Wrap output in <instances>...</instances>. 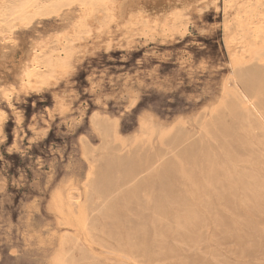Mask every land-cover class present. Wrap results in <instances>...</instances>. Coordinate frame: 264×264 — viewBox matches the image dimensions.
<instances>
[{
    "label": "rangeland",
    "instance_id": "obj_1",
    "mask_svg": "<svg viewBox=\"0 0 264 264\" xmlns=\"http://www.w3.org/2000/svg\"><path fill=\"white\" fill-rule=\"evenodd\" d=\"M212 2L125 0L101 30L93 12L73 60L39 87L20 65L82 12L0 41V264H264V88L246 78L258 17L243 0ZM164 5L186 33L145 38L127 22ZM233 22L247 23L244 38L225 37Z\"/></svg>",
    "mask_w": 264,
    "mask_h": 264
},
{
    "label": "bare ground",
    "instance_id": "obj_2",
    "mask_svg": "<svg viewBox=\"0 0 264 264\" xmlns=\"http://www.w3.org/2000/svg\"><path fill=\"white\" fill-rule=\"evenodd\" d=\"M125 0H0V41H6L10 39V35L12 34L11 29L16 27L17 25L21 26H29L33 20L40 19V18H49L52 16H57L60 12H62L64 9H77V11L80 10L82 12V18L79 21L77 19V23L73 24L71 29L60 32L58 35L52 36V38L47 39L46 41H43L42 43H37L36 45L32 46L33 49L28 52L26 58L24 59V64L20 65L21 69L19 67L20 71V80L27 86H31L33 80L34 85L36 87L47 85L50 80L55 79L56 76L60 74V72H64L70 61L73 59V53L75 51V41H79L80 37L79 35L83 34L88 36L91 32V29L84 26V20L86 17H88L91 13L100 11L104 14V19L101 23H99V26L96 28V30H101L102 28L107 27L106 23L107 21H116L117 20V10L119 7V4L122 3ZM216 0H213L215 3ZM212 2V3H213ZM229 2H236L239 3L241 0H229ZM245 6V11L247 14L244 15L246 17H258V25L254 28L252 31L253 34L256 35V39L260 40L263 45V47H259V50H257V57L256 63L257 67L254 68L251 71H248L246 78L251 82V84L258 88H264V0H256L246 2L243 0L242 4ZM161 4V3H160ZM175 3H173L174 5ZM193 4V3H192ZM230 4V3H229ZM228 4V5H229ZM132 5V4H131ZM173 5H164L160 6L162 8L157 9L155 8V11L149 12L148 9H143L146 11H137L129 15L127 18V22H130L132 24H141L140 29V36L147 37V38H154L153 36L155 34H158V36L163 37H169L173 38L174 35L178 36V34L181 36L187 31V22H184L183 20L179 19L177 16L179 12H177L174 9ZM176 5V4H175ZM241 5V4H240ZM156 6V5H155ZM179 6V5H178ZM230 6V5H229ZM228 6V7H229ZM232 6V5H231ZM233 7V6H232ZM153 8V7H152ZM217 8V7H216ZM167 9H169L167 11ZM242 9V8H238ZM237 9V11H238ZM153 10V9H152ZM224 11V10H223ZM236 11V10H235ZM236 11V12H237ZM76 13V12H75ZM78 13V12H77ZM238 13V12H237ZM262 13V14H261ZM240 14V13H239ZM261 14V15H260ZM61 15V14H60ZM78 15V14H76ZM242 16V15H241ZM240 16V18H241ZM244 16H242L244 18ZM101 17V16H100ZM102 18V17H101ZM55 19V18H54ZM99 19V18H98ZM237 20V19H236ZM255 20V19H254ZM37 21V20H36ZM242 21V19L240 20ZM253 21V20H252ZM76 22V21H75ZM98 22V21H97ZM116 23V22H115ZM225 23V22H224ZM256 23V22H255ZM131 25V24H130ZM246 22H238V23H230L226 26V32L227 35L225 37L229 38H235V41L237 40L236 37L244 38L247 34V27L248 25ZM250 25V24H249ZM88 26V25H87ZM133 26V25H132ZM136 26V25H135ZM8 29V30H7ZM110 29V28H109ZM108 30V29H107ZM78 35H77V34ZM51 37V36H50ZM81 37V38H82ZM89 37V36H88ZM175 37V36H174ZM255 37V36H254ZM133 38V37H132ZM250 37L249 39H251ZM12 39V38H11ZM248 39V38H247ZM248 39V40H249ZM172 40V39H171ZM230 40V39H229ZM10 41V40H9ZM13 41V40H12ZM234 41V39H233ZM241 41V39H240ZM244 41V39H243ZM250 41V40H249ZM252 41V40H251ZM239 42V41H238ZM240 43V42H239ZM242 43V42H241ZM12 44V43H11ZM226 44V43H225ZM253 44V43H252ZM259 44V43H258ZM244 45V44H243ZM242 45V46H243ZM5 46V45H4ZM241 45H239L240 47ZM246 46V45H245ZM1 47L3 45L1 44ZM77 47V46H76ZM250 47V46H249ZM253 48V47H252ZM1 49V48H0ZM4 49V47H3ZM241 49V48H240ZM243 49V47H242ZM79 50V49H78ZM2 50H0L1 53ZM6 51V50H5ZM240 51V50H239ZM236 52V51H235ZM242 52V51H241ZM240 52V54H241ZM3 54V52H2ZM243 54V53H242ZM1 55V54H0ZM75 55V54H74ZM243 55H246L245 53ZM2 56V55H1ZM231 56H234L232 54ZM239 56V55H238ZM247 57V56H246ZM243 58V57H242ZM241 58V59H242ZM254 58V57H253ZM9 59V58H8ZM5 61V59H3ZM240 60V59H239ZM243 60V59H242ZM1 61V60H0ZM244 61V60H243ZM251 61V60H250ZM254 61V60H253ZM233 62V61H232ZM247 62V61H246ZM23 63V62H22ZM244 63V62H243ZM1 64V63H0ZM4 64V63H3ZM21 64V63H20ZM234 64V62H233ZM221 65V64H220ZM236 66V65H235ZM247 66V65H246ZM238 67V66H237ZM235 69V68H234ZM237 69V68H236ZM4 70V69H3ZM241 70V69H240ZM239 70V71H240ZM245 70V68H244ZM247 71V70H246ZM245 71V72H246ZM59 73V74H58ZM244 75V74H243ZM244 77V76H243ZM236 78H242L241 73H236ZM245 78V77H244ZM57 79V78H56ZM1 80V79H0ZM244 81V80H243ZM21 82V83H22ZM20 83V82H19ZM250 85V84H249ZM12 88V87H11ZM249 88V87H248ZM251 88V87H250ZM255 89V88H254ZM247 90V89H246ZM251 90V89H248ZM263 90V89H262ZM261 90V91H262ZM245 91V89H244ZM249 92V91H248ZM257 92V91H254ZM236 93V92H235ZM247 93V92H245ZM253 94V92H251ZM258 93V92H257ZM264 93V92H262ZM261 93V94H262ZM260 94V95H261ZM250 95V94H248ZM247 95V96H248ZM7 96V94H6ZM235 96V95H234ZM237 96V95H236ZM246 96V97H247ZM259 96V93L256 95ZM229 97V96H228ZM253 100V97L248 96ZM10 98V97H9ZM235 98V97H234ZM240 99V97H239ZM237 100V99H236ZM256 100V99H254ZM258 100V99H257ZM256 100V101H257ZM238 101V100H237ZM242 101V100H240ZM8 102V101H7ZM255 102V101H254ZM260 102V101H259ZM256 104V103H255ZM264 104V103H262ZM232 105V104H231ZM259 106V105H258ZM226 107V106H225ZM231 107V106H230ZM234 107V106H233ZM260 107V106H259ZM262 108V107H260ZM219 109V108H217ZM222 109V108H220ZM219 109V111H220ZM230 109V108H229ZM247 110V109H246ZM218 111V110H216ZM233 111V110H231ZM244 111V110H243ZM214 113V112H213ZM215 115V113H214ZM212 115V117L214 116ZM95 119V118H94ZM213 119V118H212ZM218 119V118H217ZM90 121V119H89ZM95 121V120H94ZM213 121V120H212ZM98 123V121H96ZM218 122V121H217ZM95 123V122H94ZM93 123V124H94ZM117 123V122H116ZM103 124V123H102ZM141 124V123H140ZM144 125V124H143ZM222 125V124H221ZM224 125V124H223ZM140 126V125H139ZM199 126V125H198ZM201 126V125H200ZM207 126V125H206ZM104 127V125H103ZM203 127V126H202ZM208 127V126H207ZM220 127V126H218ZM101 128V126H100ZM141 128V127H140ZM96 129V127H95ZM99 130V129H98ZM202 130V129H201ZM209 130V129H208ZM139 131V130H138ZM141 131V130H140ZM205 131V130H203ZM217 131V130H216ZM215 131V132H216ZM111 132V130H110ZM161 132V131H160ZM208 133L207 131H205ZM99 133V131H98ZM103 133V132H102ZM211 133V132H210ZM105 134V133H104ZM162 134V133H161ZM216 134V133H215ZM218 134V133H217ZM220 134V133H219ZM104 136V135H103ZM109 136V134H108ZM111 136V135H110ZM116 137V136H115ZM121 137V136H120ZM170 137V136H169ZM108 138V137H107ZM112 140L114 138H111ZM116 139V138H115ZM114 139V140H115ZM177 139V137H176ZM183 139V138H182ZM120 140V138H119ZM123 140V139H122ZM166 140V139H165ZM164 140V141H165ZM105 141V140H104ZM161 141V140H160ZM115 142V141H113ZM112 142V143H113ZM163 142V141H162ZM150 144V143H149ZM148 145V144H147ZM164 145V144H163ZM191 145V144H189ZM161 146V145H160ZM220 146V145H219ZM106 147V146H105ZM188 148V147H187ZM197 148V147H196ZM253 149V148H252ZM113 151V148L111 149ZM115 150V149H114ZM199 150V149H198ZM234 150V149H233ZM236 150V149H235ZM92 151V150H91ZM208 151V150H207ZM93 152V151H92ZM118 152V151H117ZM152 152V150H151ZM160 152V151H159ZM172 152V151H171ZM248 152V151H247ZM190 153V152H188ZM91 155V154H90ZM187 155V154H186ZM201 155V154H200ZM112 157V155H111ZM205 157V156H204ZM248 157V156H247ZM256 157V156H255ZM109 158V157H108ZM147 158V157H146ZM88 159V158H87ZM100 159V158H99ZM176 159V158H175ZM210 159V158H209ZM113 160V159H112ZM117 160V159H116ZM157 160V159H156ZM100 161V160H99ZM256 161V160H255ZM96 162V161H95ZM179 162V161H177ZM212 162V161H211ZM253 162V161H252ZM110 163V162H109ZM116 163V162H115ZM156 163V162H155ZM180 163V162H179ZM178 163V164H179ZM209 163V162H208ZM93 164V163H92ZM118 164V163H117ZM213 164V163H212ZM107 165V164H106ZM128 165V164H127ZM148 165V164H147ZM151 165V164H150ZM148 165V166H150ZM185 165V164H184ZM115 166V165H113ZM120 166V165H119ZM130 166V165H129ZM134 168V165H132ZM153 166V165H151ZM155 166V165H154ZM177 166V165H176ZM182 166V165H181ZM180 166V168H182ZM209 166V165H208ZM98 167V166H97ZM112 167V166H111ZM157 168V166H156ZM179 168V169H180ZM211 168V167H210ZM214 168V167H213ZM94 169V168H93ZM150 169V168H149ZM152 169V168H151ZM217 169V168H216ZM97 170V169H96ZM109 170V169H108ZM137 170V169H136ZM154 170V169H153ZM211 170V169H210ZM215 170V169H214ZM115 171V170H114ZM209 171V170H208ZM101 172V171H100ZM216 172V171H215ZM93 173V172H92ZM99 173V172H98ZM213 173V172H212ZM105 174V173H104ZM136 174V172H134ZM99 174H97L98 176ZM140 175V174H138ZM137 175V176H138ZM106 176V175H105ZM135 176V178L137 177ZM89 177V176H88ZM96 177V176H93ZM133 178V175H131ZM130 177V178H131ZM139 177V176H138ZM137 177V178H138ZM147 177V176H146ZM91 178V176H90ZM97 178V177H96ZM109 178V177H108ZM134 178L133 181H137ZM209 178V177H207ZM106 179V177H105ZM97 180V179H96ZM139 180V179H138ZM210 180V179H209ZM91 181V180H89ZM95 181V180H94ZM93 181V182H94ZM131 181V180H130ZM144 181V180H143ZM106 182V181H105ZM129 182V180H128ZM141 182V181H138ZM90 183V182H89ZM127 183V181H126ZM125 183V184H126ZM87 184V183H86ZM110 184V183H109ZM139 183V187H141ZM92 185V184H91ZM108 185V184H107ZM86 186V185H85ZM124 186V184H123ZM107 187V186H106ZM112 187V186H111ZM110 187V188H111ZM115 187V186H114ZM126 187V186H124ZM85 188V187H84ZM88 188V187H87ZM100 188V187H98ZM113 188V187H112ZM119 188V187H118ZM121 188V187H120ZM141 189V188H139ZM115 190V189H113ZM123 190V189H121ZM129 191V190H128ZM87 192V191H86ZM113 192V191H112ZM122 192V191H121ZM120 193V192H119ZM89 194V193H88ZM97 194V193H94ZM115 193H111V195H114ZM117 194V193H116ZM122 194V193H121ZM70 195V194H69ZM86 195V194H85ZM138 197V195H136ZM134 196V197H136ZM72 197V196H71ZM89 197V195H88ZM98 197V196H97ZM109 197V196H108ZM136 197V198H137ZM90 198V197H89ZM78 199V198H77ZM70 201V200H68ZM78 201V200H77ZM88 201V199H87ZM91 201V200H90ZM92 203V202H90ZM89 203V204H90ZM76 204V203H75ZM74 204V205H75ZM85 204V203H84ZM105 204V203H104ZM72 206V204H71ZM76 208V207H75ZM95 209V208H94ZM100 209V208H99ZM75 210V209H74ZM92 211V210H91ZM76 212V211H74ZM101 212V211H100ZM87 213V211H86ZM89 213V212H88ZM98 213V212H97ZM78 214V212H77ZM100 214V213H99ZM91 217V216H90ZM87 219V218H86ZM91 219V218H90ZM75 220V219H74ZM85 221V220H84ZM87 221V220H86ZM89 221V218H88ZM91 221V220H90ZM79 222V221H78ZM82 222V220H81ZM77 223V222H76ZM85 223V222H83ZM86 226V224H84ZM100 225V224H99ZM89 226V224L87 225ZM127 231V230H126ZM137 231V230H136ZM129 237V236H128ZM92 239V238H91ZM66 240V239H63ZM64 243V242H63ZM70 243V242H69ZM139 243V242H138ZM67 244V243H65ZM61 246V245H60ZM64 246V245H63ZM62 247V246H61ZM120 247V246H119ZM64 248V247H63ZM74 248V247H73ZM63 250V249H61ZM68 250V249H67ZM70 250V249H69ZM74 250V249H73ZM68 252V251H67ZM65 252V253H67ZM135 252V251H134ZM64 252L62 254H65ZM69 257L67 254H69ZM66 254L70 259L73 258L71 255V252ZM61 254V253H60ZM57 255V254H56ZM58 256V255H57ZM85 256V255H84ZM82 257V256H81ZM64 258V256H63ZM68 258V259H69ZM75 258V257H74ZM80 258V257H78ZM88 258V257H86ZM58 259V258H57ZM75 260V259H73ZM81 260V258H80ZM56 261V260H54ZM83 261V260H82ZM62 258H59V263H62ZM68 263V261H67ZM71 263V262H70Z\"/></svg>",
    "mask_w": 264,
    "mask_h": 264
}]
</instances>
